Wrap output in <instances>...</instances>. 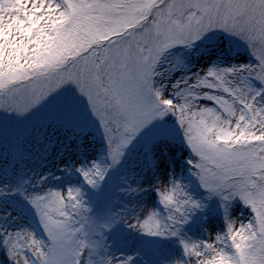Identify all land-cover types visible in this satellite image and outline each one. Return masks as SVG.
<instances>
[{"label": "snow or ice", "instance_id": "1", "mask_svg": "<svg viewBox=\"0 0 264 264\" xmlns=\"http://www.w3.org/2000/svg\"><path fill=\"white\" fill-rule=\"evenodd\" d=\"M0 264H264V0H0Z\"/></svg>", "mask_w": 264, "mask_h": 264}]
</instances>
